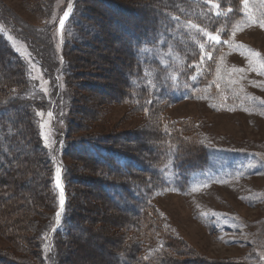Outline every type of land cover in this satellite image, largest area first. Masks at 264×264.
<instances>
[{"label": "rangeland", "instance_id": "obj_1", "mask_svg": "<svg viewBox=\"0 0 264 264\" xmlns=\"http://www.w3.org/2000/svg\"><path fill=\"white\" fill-rule=\"evenodd\" d=\"M121 1L141 15L118 13L100 0H0V38L20 63L19 70L12 66L0 45V81L13 82L19 73L21 80L13 82L19 84V90L11 85L7 89L8 93H19L9 99L30 105V118L21 108L3 115L13 119L17 127L4 136L10 139L18 135L5 159L0 146L3 264L8 263V255L22 260H11L10 264H41L43 238L49 242L45 229L54 205L50 175L54 173L55 178L58 167L66 175L71 213L79 222L72 221V242H66L61 230L56 243L51 244L54 264H116L121 258L116 257V229L128 215L113 209L101 184L131 185L133 176L140 180L138 172L130 168L132 174L119 176L88 157V148L98 144L119 150L124 146L126 153H122L131 152L144 166L151 152L147 138L154 118L147 109L138 107L132 93L125 92V100L118 101L125 81H131L123 73L128 69L127 52L133 41L111 18L128 30L140 28V35L148 36V28L154 25L151 10H159L168 0ZM72 4L76 14L63 31H56L58 14L70 12ZM211 7L224 21L220 20L213 33H207L206 28L202 31L198 64L182 70L175 58L161 61L162 65L180 66L169 79L172 83L180 80L189 91L187 96L169 107L154 96L145 99L147 108L155 105L158 121L167 119L178 133L182 128L177 124L188 127L193 151L206 156L207 162L203 170L191 173L185 190L154 192L150 210H154L163 232L180 243L182 250L192 253L188 264H264V2L248 0L244 5L234 0L230 8L217 3ZM53 27L59 39L64 32L62 63L51 50L50 40L56 52L59 46L53 41ZM209 34L218 36L219 43L210 41ZM200 76L204 85L191 88ZM162 131L167 130L164 127ZM30 133L41 149L39 160L33 159L28 147ZM32 177H36V184ZM24 209L25 228L18 233L12 227L16 214H23ZM19 237L24 239L22 243L16 241ZM160 242L163 239L152 242L153 248L149 244L147 252L164 249Z\"/></svg>", "mask_w": 264, "mask_h": 264}, {"label": "trees", "instance_id": "obj_2", "mask_svg": "<svg viewBox=\"0 0 264 264\" xmlns=\"http://www.w3.org/2000/svg\"><path fill=\"white\" fill-rule=\"evenodd\" d=\"M100 1L110 9H115L118 13H126L127 16L131 13L134 17H139L141 15L138 11H133V8L123 5L124 2L121 0ZM159 1L160 0H152V3H158ZM216 3L218 5L227 4L230 8L232 4L234 5V0H211V3L209 0H168L166 5H160L159 10H151V13H154L152 19L154 25L150 28L146 27L150 32L148 36H144L143 34L140 35L141 33L138 30L140 28L128 30L119 23L118 19L111 18L114 25L121 27V31L127 35L128 39H130L129 41H133L131 44L132 47H130L127 52L128 69L126 73H123V71L121 72L123 76H128L131 81H125L127 82L126 86L124 84L125 91L123 94L119 95L118 101L125 100V92L129 96H133L132 94H134L137 96V101L139 103L138 107L142 106L144 107L143 109H147L149 115L154 118L151 121L152 126L149 128L150 135L147 138L149 141L144 139L150 142L149 146L151 149V152L147 154L149 160L145 159L146 163H144V166L139 164L143 162L139 159H135L131 152L130 155L128 153L124 154L127 149L124 146L119 148L121 152L117 150L118 148L113 150V148L100 147L98 144L88 148V155H90L88 157L94 159L97 164H102L101 167L105 168L108 166L109 171L125 177L133 172H138L137 177L141 180L136 181L135 176H133L131 185L126 184V186H122L110 181H103V184H101L103 195L113 209L120 214L129 216L124 217L125 220L121 217L124 224L120 223V228L116 229L119 231V234L115 236V240L118 238L117 240L119 241L116 247V250H118L116 257H118V255L121 257L116 264L190 263V260L187 258L191 256L192 253L188 250H182L179 245L180 243L174 242L172 238L168 237L167 234L163 232V226L159 223L154 210H150L152 209V194L157 190L165 189L185 190L189 185L191 173L203 170L207 162V157L202 154L200 155L195 149V151H193L190 138L188 137L187 126H182V124L178 126L177 124V127L182 128L180 129L181 133H178L175 131L174 127L172 128L168 125L167 119L158 121L156 116H159V112L155 109V105L147 108L145 99L148 96H154L156 99L160 100L162 105L169 107V105L180 102L187 96H185V94L189 93L187 88L181 86L179 83H172L169 78L174 72L179 71L180 66L182 70H188L192 65L198 64L201 53V47L199 48L198 46L204 40L202 31L206 28L207 33H213L219 28L220 20L224 21L222 20V16L217 15L211 7ZM76 9V5L73 4V15L76 14ZM115 13L118 14L117 12ZM139 36L142 37L138 38ZM50 44L51 50L55 53L51 40ZM0 45L5 54L4 56L11 61L12 66H15L19 70V61L9 54V48L2 38H0ZM161 56H164L167 62H169L171 58H175L176 62L181 65H168L167 67H163L158 63V58ZM63 58L65 61L64 55ZM182 73L184 74V72ZM14 78L15 79L11 80L16 82L20 81L22 77L18 73ZM203 79L204 78L201 76L198 77L196 81L191 83V88L198 89L200 85H204ZM8 81V79L0 81V96L2 97V99H0V146H3V150L1 151L2 159L10 156V148L14 147V142H16L15 140L18 138L17 134H13V138L10 139L4 136L6 132H9V129L14 130L17 127L14 125L15 121H13V119H4L3 115L6 116L12 113L13 110L17 111L18 108H21L25 117L30 118V105L27 101L19 99L14 100L13 98L9 99V96L19 92L8 93L7 89L10 88L8 86L11 85L18 90L20 86L15 83L13 85V82ZM130 86H133L134 89L130 88ZM172 125L174 126V124ZM164 127L167 130L166 132L162 131ZM29 140L31 143H29V146H26L30 147L31 153H33V159H41L42 155L39 154L41 149L36 141L37 139L33 138L30 133ZM99 152L102 154H99ZM103 153L106 155L104 156ZM190 154H194V156ZM102 156L104 158H102ZM18 164L19 162L16 165L18 166ZM144 167H148V169ZM130 168H132L133 172L130 171ZM27 173L30 174L29 169H27ZM34 175H37V172H34ZM53 175L54 173L50 175V186L54 192V205L51 210L50 222L45 229V234L48 235H50V228L54 225L53 215L58 206V194L53 186ZM141 176L144 179H142ZM35 178L36 177H32V180L35 181L36 184L37 181ZM63 180L67 198L64 212L60 218V227L58 230L53 231L49 242L46 240L44 241L43 238L42 248L44 253L41 256V264H49V262L54 264L50 249L51 244L56 243L61 230L65 231L66 236L64 239H66V242H72L74 238V235L70 232V227L74 225L72 221H76V223L79 222L77 219L78 216H76L75 213H71V199L65 173H63ZM3 182L4 180L2 181V185ZM136 182L139 183L137 184ZM23 212V214H16L17 218L14 222L15 227H12L15 230L13 231L20 230V232H23L22 230L25 228L27 217L26 209H24ZM69 217L70 221L67 223ZM153 217L154 219L152 221ZM88 222L91 223L92 220ZM122 225L125 228H121ZM131 228L133 230H130ZM131 231H133V233H131ZM158 238L160 240L163 239V243L160 242V244L164 249L152 250V252L148 250L147 252V246L151 244L153 248L154 245L152 242L154 243ZM22 240L24 239L19 237L16 241L22 243ZM112 256H114V254ZM7 257V264H10L11 260H14L13 262L21 260L18 257H10V255ZM5 261L6 257L0 255V264H3ZM208 264L215 263L209 261Z\"/></svg>", "mask_w": 264, "mask_h": 264}, {"label": "snow or ice", "instance_id": "obj_3", "mask_svg": "<svg viewBox=\"0 0 264 264\" xmlns=\"http://www.w3.org/2000/svg\"><path fill=\"white\" fill-rule=\"evenodd\" d=\"M209 2L211 3V0H209ZM262 2H264V0H262ZM241 3L246 5L248 3V0H241ZM69 14H70L69 11H65L64 14H63L64 18H62L60 20L61 31H63V27L65 25V20L68 18ZM261 27L264 28V23H261ZM208 39L210 41H215V42L219 43V38L216 35L209 34L208 35ZM37 114L39 115V113H37ZM49 115H51V113H49ZM41 127H43V125H41ZM61 171L62 170L59 167L56 169L55 184H56V188L60 189L59 204H60L61 209H63V207L65 205V199H64L63 189H62V185H61ZM60 216H61V212L58 211L56 213V217H57V221L58 222H59Z\"/></svg>", "mask_w": 264, "mask_h": 264}, {"label": "bare ground", "instance_id": "obj_4", "mask_svg": "<svg viewBox=\"0 0 264 264\" xmlns=\"http://www.w3.org/2000/svg\"><path fill=\"white\" fill-rule=\"evenodd\" d=\"M94 38V37H93ZM96 38V37H95ZM93 46V45H92ZM81 50V49H80ZM119 57V56H118ZM114 58V57H113ZM108 64V63H107ZM107 71H108V69H107ZM106 73V72H105ZM101 74V73H100ZM103 74V73H102ZM106 76V75H105ZM78 122V121H77ZM101 257V256H100Z\"/></svg>", "mask_w": 264, "mask_h": 264}]
</instances>
